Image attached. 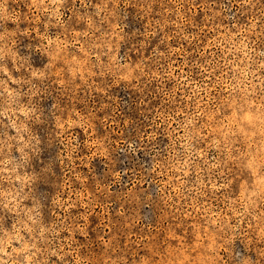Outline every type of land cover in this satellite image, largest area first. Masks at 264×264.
I'll return each mask as SVG.
<instances>
[{"label": "rangeland", "instance_id": "1", "mask_svg": "<svg viewBox=\"0 0 264 264\" xmlns=\"http://www.w3.org/2000/svg\"><path fill=\"white\" fill-rule=\"evenodd\" d=\"M45 2L0 11L11 17L0 19V55L30 143L22 191L13 180L8 200L0 193V240L14 237L0 264L21 247L29 264H50L55 250L75 264L82 247L109 243L156 264L243 254L264 233V192L233 179L234 157L256 148L250 109L264 108V69L241 60L244 44L264 50V18L242 0ZM232 43L241 52L226 56ZM9 143L0 159L18 161Z\"/></svg>", "mask_w": 264, "mask_h": 264}, {"label": "clouds", "instance_id": "2", "mask_svg": "<svg viewBox=\"0 0 264 264\" xmlns=\"http://www.w3.org/2000/svg\"><path fill=\"white\" fill-rule=\"evenodd\" d=\"M11 2H14V0H11ZM9 3L10 0H0V11L6 13ZM243 5L251 6V8L259 13V17L264 18V0H242V6ZM29 7H34L39 11L41 9H46L48 5L45 0H33V3L29 4ZM0 19L8 20L11 19V17L4 14ZM236 39H239V36H237ZM240 52L241 47L232 43L228 46L226 56L232 55L233 53L240 54ZM253 55L260 59L262 62L261 68L264 69V50L254 52V50L249 49L247 45L244 44L241 62H243L245 58L251 61ZM3 61L4 57L0 55V77H2L0 78V118H3L0 119V128H15L16 136L8 137L5 133V139L0 140V152H6L7 149L11 148L12 145L9 141L14 140L19 143L20 147L17 150L21 153L18 161L12 159L10 156H5L4 159H0V193L3 194L5 200H8L10 193L3 189V184L4 182L11 184L13 180H16L20 183V190L22 191L24 178L18 176L16 173L17 169L22 167L25 162L26 154L24 149L29 148L30 143L21 136L22 132H27L26 127L23 123L18 124L16 119L17 113L27 117L28 111L18 105L14 106V99L20 95V93L14 92L8 87V81H11L13 84H17L19 81L13 79L9 67H7ZM33 75H35V73H33ZM262 104H264V101H262ZM250 110L255 111L257 117L253 126L249 127V130L252 132V139L256 141V148L253 151L251 145H249L247 151H241L236 154L234 162H238L236 171L239 175L233 176V179H244L247 181L248 186H258L259 190L264 192V108L260 110H255L253 108ZM4 120H7V123H4ZM15 203V197H12V207H10L7 202H5L3 206L11 211L14 210ZM27 219L35 224L31 216H28ZM20 224L22 228L28 230V225L24 221H21ZM12 238L0 240V247H9L10 239ZM159 250L163 255L162 246ZM58 251L59 250H55L49 253L50 256L56 257L55 260L50 261V264H73V261L70 259V255L72 254L60 252V254L57 255ZM21 253L25 254L22 258L20 257ZM122 254L126 256L127 250L115 251L112 243L104 247H82L79 250L81 258L75 261V264H156V257L149 256L147 251L144 252L145 257H147L145 261H141L138 256L132 259H122ZM9 255L14 256L13 260H5L4 264H29L30 257L23 247L18 250L13 249L11 253H5V256ZM32 255L35 254L32 253ZM189 256L191 259L184 261V264H196L195 253L190 252ZM228 264H264V233L261 234L258 240L255 233H252L249 244L246 245L243 254L240 251H236L234 257L228 261Z\"/></svg>", "mask_w": 264, "mask_h": 264}]
</instances>
